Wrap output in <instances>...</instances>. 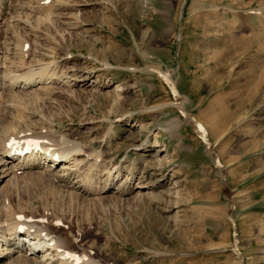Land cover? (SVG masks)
Masks as SVG:
<instances>
[{
    "label": "rangeland",
    "instance_id": "obj_1",
    "mask_svg": "<svg viewBox=\"0 0 264 264\" xmlns=\"http://www.w3.org/2000/svg\"><path fill=\"white\" fill-rule=\"evenodd\" d=\"M68 2L41 31L0 20V45L9 44L0 60L18 62L25 39L22 60H53L64 76L20 94L11 139L43 133L75 143L100 153L99 172L85 174L92 159L79 167L76 179L87 176L93 188L80 194L76 184L17 170L0 178V217L41 222L99 264H264V0ZM142 105L160 108L138 113ZM146 134L145 145L156 134L160 146L130 148ZM165 146L158 166L151 153ZM109 159L124 166L116 183L137 162L130 195L111 193L116 184L102 172Z\"/></svg>",
    "mask_w": 264,
    "mask_h": 264
},
{
    "label": "bare ground",
    "instance_id": "obj_2",
    "mask_svg": "<svg viewBox=\"0 0 264 264\" xmlns=\"http://www.w3.org/2000/svg\"><path fill=\"white\" fill-rule=\"evenodd\" d=\"M68 3H69L68 0H0V20H2L3 25L4 24L9 25L8 24L9 21L12 22V24H16L17 26L22 24L23 27H28V30H30L31 33H33L35 31H39V30L41 31L40 23L43 22V20H47L49 24L50 23L49 20L56 22L55 19H57V17L63 18L65 14L61 11L67 8L66 7L67 5L69 6L71 4ZM31 17H33V20H31ZM0 25H2L1 21H0ZM8 28H9L8 26H5V30L7 29V32L9 33ZM25 29L24 32H26ZM26 43L27 40L25 39L19 42V44L17 43L19 45L18 47L20 51L23 54L21 55L22 57L19 55L21 59H18L19 60L18 62H14V61H13L14 63L11 62L12 60L10 59V57L7 58V56H6L7 61L8 63L11 62V65L9 64L7 65L6 63H4L5 60L4 58L3 61L0 60V108L2 111L1 120L3 121L2 124L0 125V129H1L0 135L2 134L0 136L1 181L4 176L6 175L11 176L13 175L12 173L14 172L16 173L17 170L27 168L30 169V171L29 170L28 171L31 173L43 174V176H45L51 183L55 182L54 184H57L60 187L73 186V184H76L77 185L76 188H81V191H84V192H80V194L89 193L93 188L92 186H91L92 189H90L89 187V183L91 179L88 180L89 178L87 177L88 176L87 173L91 175L92 173H94L93 172L94 170L96 171V173L99 172L97 160L100 159L99 157L100 153L93 154L92 152L90 153L85 152L82 149L83 147L80 148L79 146L75 145V143H71V142H66V141L62 142L61 139L58 142L56 140L57 143L54 144L53 140L47 138V136L45 137L43 133L42 135L39 134L40 136H43V138L37 136V134L36 137H34L35 135L32 136L30 133H26V134L24 133L23 138L21 136V139H19L18 141H15V139L13 140V138L11 139V135L15 133L11 132L13 128L12 126L14 125H12V123L10 122H12L11 120L13 119H14L13 121H16L14 118L15 116H17L18 119H20L21 116V115H16L17 113L15 112V108L16 110L18 109L17 104L19 103L18 100H20L19 98L20 94L24 93V95L25 94L27 95L28 93L31 92V90L33 91L34 86L37 88L40 87V89L50 88V86L52 88L51 83L58 82L59 78L64 77L61 71H60L61 73H57V70L51 66L52 64L50 63L54 62L53 60L52 61L49 60L50 62L37 60L35 61V63L31 62V60L30 61L22 60L24 55L29 51V50H24V49H28L24 47V44ZM8 45H6L7 46L6 49H5L6 46L4 47L3 44L0 45V50H1L0 52L2 53L3 57H4L3 51L8 53L9 56ZM63 58L64 57H60V59ZM15 71H18V73ZM161 76L164 77L163 80L164 82H166L169 88L175 91L174 82L170 78V72L167 73L162 72ZM82 77H78V80L83 81V79L86 80L88 78L85 75ZM116 88L118 89L115 90H119L120 88L119 85H116ZM47 95L49 94L47 93L46 96ZM117 95L118 96H116V99L118 100L121 97H119L118 93ZM182 100H184V98H182ZM174 105L181 111V113L183 114L186 120L192 121L196 126L201 127L199 122H196L192 118V116H190L186 112L184 108V101L174 102ZM144 106L145 105H142L139 108L138 113H142L141 111H147V110H149L150 112L152 111L155 112L156 111L155 108L156 109L160 108V106L158 107L156 105L153 106L148 105L147 107ZM130 115L131 114H128L127 116ZM127 121H128V117H127ZM174 121H175L174 122L175 126H179L181 122V118L176 117ZM142 127L144 126H141L140 128ZM147 128L149 129V126H147ZM147 128H146L147 130L146 133H148L149 131ZM170 135L173 134L170 133ZM38 137H40L41 139L39 140L36 139ZM147 137L148 134L144 135V140H140L137 142L131 141L130 148H132L133 150H141V149L145 150L146 148L149 149V146L150 147L160 146L158 141L159 138L158 135L154 134V140L151 141L152 143L149 145H145L147 143L146 141ZM175 138H176L175 140L177 141V145L179 146L178 143L179 137H175ZM47 145L50 146L53 145V147H47ZM206 147H207L206 150H210L209 145H206ZM165 149L166 146L161 147L160 149H156V152L153 151L151 153L153 154L151 156L155 158V162L158 166L163 165V160L165 158L160 153ZM77 156H81L82 158H77ZM88 159H92V160L91 163L88 165L89 167L85 171L87 178L85 177V175L83 176L84 179L82 177L79 178L78 176L77 178L78 180H77L75 173H77L79 167ZM57 160H61V161L58 162ZM110 161H112V159H109L108 164L110 163ZM213 161L216 164L218 163L215 157H213ZM105 162L106 161H104V163ZM136 163L137 162L132 161L128 165L127 169L124 170L126 171L125 174L121 175L122 180H120L119 183H116V181L118 180V176L121 174V171L123 169L122 167H124L122 163L109 164V166H106V170L102 171L109 179V184L112 185L116 184L114 189H112L111 191L113 195L118 197L121 196L125 197L130 195L134 191L133 187L136 186L135 183L130 184L128 181L129 179L131 180V177H133L134 174L133 168L134 169L136 168ZM163 177H165V175L160 174L159 179L164 180ZM109 189L110 188L108 186L106 190L109 191ZM103 190L104 189H101V191ZM3 215H5L4 218L0 217V264H20L18 263V261L22 262V264H53L55 260L58 261L59 264H87V263L99 264L97 260H93L89 256H87V259L84 261L85 258L82 257V255L84 256V253L82 252L78 253L75 250L70 249L64 237L57 235L55 233L43 232L45 231V228L43 226L44 224L43 225L40 224L41 222L39 224L36 223L34 224V221L32 220L26 218L19 219L16 218L17 216H12L11 218H9L10 216L9 217L7 216V212H5ZM6 216L9 218L8 219L9 221L6 219L7 218ZM49 240H51L52 242H49Z\"/></svg>",
    "mask_w": 264,
    "mask_h": 264
}]
</instances>
